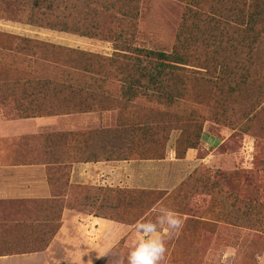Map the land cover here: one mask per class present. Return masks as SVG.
Instances as JSON below:
<instances>
[{
  "label": "trees",
  "instance_id": "trees-1",
  "mask_svg": "<svg viewBox=\"0 0 264 264\" xmlns=\"http://www.w3.org/2000/svg\"><path fill=\"white\" fill-rule=\"evenodd\" d=\"M179 1L185 12L166 52L136 43L144 0H0L2 20L111 43L114 50L105 57L0 32V108L19 118L108 111L116 103L106 92L113 83L121 102L117 124L81 134L85 145L78 149L90 162L163 161L174 133L180 134L176 158L185 160L200 149L209 121L233 130L234 138L263 140L264 0ZM139 101L153 108L140 109ZM217 175L212 186L228 187L238 219H253L251 227L264 235L257 174ZM195 181L203 186L210 179ZM71 197L76 201L68 206L83 213L134 225L170 194L71 186ZM183 214L189 217L184 231L200 223ZM60 229L61 216L31 225L0 222V256L45 251Z\"/></svg>",
  "mask_w": 264,
  "mask_h": 264
},
{
  "label": "rangeland",
  "instance_id": "rangeland-1",
  "mask_svg": "<svg viewBox=\"0 0 264 264\" xmlns=\"http://www.w3.org/2000/svg\"><path fill=\"white\" fill-rule=\"evenodd\" d=\"M184 12L185 5L179 0H144L138 22L137 45L142 48L171 52L176 43ZM0 32L51 42L105 57H111L114 54L111 43L80 38L2 19H0ZM106 92L116 102L114 105L116 109L87 114L62 115L72 117L59 120L58 123H61L60 125L65 129L71 126L75 131H79L78 137L81 140L82 138L84 140L81 134L87 130L95 131L115 127L119 120L117 107L121 103L119 101L120 94L113 83ZM134 105L140 109L153 108L143 101L136 102ZM179 135V133H174L168 144L165 159L168 162H158L155 167L159 178L162 175L168 177L167 186L164 189H168L170 197L164 206L186 217L179 236L167 241L166 264H264V235L251 227L254 225L253 219H238L237 213L232 210L233 200L226 192L228 187L224 186L220 192V189L212 186L214 182L219 183L217 174L220 173L257 174L260 187V189L258 188V197L264 205V139L258 142L255 138L247 135L234 138L232 137L234 131L230 128L211 121L206 122L201 147L199 150H195L197 152L195 164L188 165L171 161L173 154H176V140ZM218 141L222 145L217 148ZM209 156L208 162L200 163V160ZM197 178H203L204 181L210 179V181L202 186V183L197 184L195 181ZM244 184L246 183L244 182ZM183 186L182 192L177 194ZM3 205H0V210H3ZM183 212L194 214L200 223L188 224L191 228L184 231L189 217ZM3 213L7 214L5 211L0 212V217ZM153 213L147 217L153 218ZM125 225L133 227V225ZM93 234L95 236L91 245L96 246L99 236L97 233ZM137 240L138 234L134 231L119 242L111 255L100 264H115V261L120 257H123L127 264V255ZM233 250L235 251L234 256H228L226 260H222L226 252ZM95 252L94 256H91L92 260H95V256H97L98 251Z\"/></svg>",
  "mask_w": 264,
  "mask_h": 264
},
{
  "label": "crops",
  "instance_id": "crops-1",
  "mask_svg": "<svg viewBox=\"0 0 264 264\" xmlns=\"http://www.w3.org/2000/svg\"><path fill=\"white\" fill-rule=\"evenodd\" d=\"M9 112L0 108V205L4 204L0 212L7 213L1 215L0 222L31 225L61 216V229L47 250L0 256V264H86L96 250L107 253L92 260L100 264L134 232L133 227L68 206L76 201L71 197V186L169 192L164 189L168 177L159 178L155 168L156 163L168 160L90 162L78 149L85 145L78 137L79 131L58 123L72 116L19 118ZM60 134L58 138L53 136ZM216 144L217 148L222 145L219 141ZM196 155L195 150H190L185 160H177L174 153L171 161L194 165ZM93 233L99 236L96 246L91 245Z\"/></svg>",
  "mask_w": 264,
  "mask_h": 264
},
{
  "label": "clouds",
  "instance_id": "clouds-1",
  "mask_svg": "<svg viewBox=\"0 0 264 264\" xmlns=\"http://www.w3.org/2000/svg\"><path fill=\"white\" fill-rule=\"evenodd\" d=\"M185 221L186 217L165 206L156 208L153 218L144 217L137 220L133 230L138 234V240L134 242L127 255V264H166L167 241L179 236ZM234 255V250L226 252L222 260ZM105 256L106 252H99L96 258ZM86 264H93L92 259ZM115 264H125L124 258H118Z\"/></svg>",
  "mask_w": 264,
  "mask_h": 264
}]
</instances>
